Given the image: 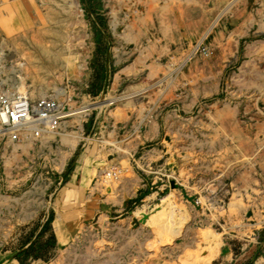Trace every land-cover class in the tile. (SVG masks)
<instances>
[{"label":"rangeland","instance_id":"obj_1","mask_svg":"<svg viewBox=\"0 0 264 264\" xmlns=\"http://www.w3.org/2000/svg\"><path fill=\"white\" fill-rule=\"evenodd\" d=\"M0 82L93 106L0 137V264H264V0H0Z\"/></svg>","mask_w":264,"mask_h":264},{"label":"built area","instance_id":"obj_2","mask_svg":"<svg viewBox=\"0 0 264 264\" xmlns=\"http://www.w3.org/2000/svg\"><path fill=\"white\" fill-rule=\"evenodd\" d=\"M65 106L52 99L33 101L26 93L11 90L0 82V133L17 141L19 131L30 129L40 133L56 134L64 119Z\"/></svg>","mask_w":264,"mask_h":264},{"label":"bare ground","instance_id":"obj_3","mask_svg":"<svg viewBox=\"0 0 264 264\" xmlns=\"http://www.w3.org/2000/svg\"><path fill=\"white\" fill-rule=\"evenodd\" d=\"M43 97H46V96H42V99H43ZM52 100H54V99H52ZM104 104L105 103H101L99 105L100 106L99 108H102L104 106ZM92 107L93 106H91V105H87V106H84L82 108H78V109L74 110L71 114H69L68 117H74L77 121H80V120L84 119L85 116L88 115L91 112ZM46 134H54V133H51V132H49V133H43V134L40 133L39 136L40 137H44ZM19 135L20 136H23V138H27L29 140L30 137L33 136V135H35V134H34V131H32L30 129H22V130L19 131ZM2 136L3 135L0 133V137H2ZM76 138L79 139L80 137L79 136H76ZM10 140H12V139H10ZM136 214L140 215L139 212H136Z\"/></svg>","mask_w":264,"mask_h":264}]
</instances>
